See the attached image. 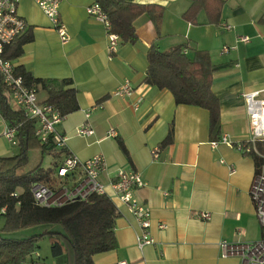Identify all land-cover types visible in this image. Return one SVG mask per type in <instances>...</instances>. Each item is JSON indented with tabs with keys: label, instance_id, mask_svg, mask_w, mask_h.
Here are the masks:
<instances>
[{
	"label": "crops",
	"instance_id": "crops-1",
	"mask_svg": "<svg viewBox=\"0 0 264 264\" xmlns=\"http://www.w3.org/2000/svg\"><path fill=\"white\" fill-rule=\"evenodd\" d=\"M127 1L162 6L164 15L158 31L146 15L137 18V41L120 43L112 57L107 53L105 26L86 14L92 0H61L59 17L69 36L66 44L35 0H19L17 5L33 39L11 61L14 67L24 68L35 79H71L76 90L79 109L63 117L57 127L67 138L66 150L79 161L103 156L106 168L99 179L107 192L118 169L137 172L145 184L134 194L151 213L154 244L138 248L134 218L124 204L113 200L118 211L114 221L117 248L95 255L93 262L242 264L238 257L222 259L218 244L221 240L234 243L262 238L250 198L255 173L252 158L229 145L212 149L210 143L216 139L210 134L208 111L176 105L168 90L143 80L152 45L161 52L182 46L190 60L195 52H206L214 67L211 89L219 103V137L228 135L233 143L248 140L251 129L242 95L264 92V0H220L219 25L209 24L203 11L197 16V25L186 22L182 15L191 0ZM226 24L232 28L223 29ZM241 36H248L250 42L236 43ZM224 46L236 47L225 53ZM125 80L134 87L133 95L113 97L112 92ZM36 94L42 103L45 91L37 86ZM84 122L93 131L87 138L76 135ZM171 124L172 144L161 149L158 145ZM7 128L0 118L1 137ZM109 130L116 137H108ZM156 148L159 157L154 160L152 150ZM3 153L0 157H8ZM229 166L234 168L233 174ZM200 212L209 213L210 219H198ZM157 223H164L166 229L158 230ZM38 256V251L32 254ZM44 262L57 263L51 256Z\"/></svg>",
	"mask_w": 264,
	"mask_h": 264
},
{
	"label": "trees",
	"instance_id": "trees-1",
	"mask_svg": "<svg viewBox=\"0 0 264 264\" xmlns=\"http://www.w3.org/2000/svg\"><path fill=\"white\" fill-rule=\"evenodd\" d=\"M92 1L107 16L111 32L119 37L120 43L134 44L137 41L134 22L140 16L146 15L158 31L164 15V8L158 5L133 4L127 0ZM221 9L220 0H191L190 7L182 18L197 25V16L203 11L209 24L219 25ZM32 39L33 35L27 29L4 46L3 59L13 61L19 58L24 45ZM182 50V46H176L161 52L152 45L146 55L147 69L143 82L159 90H168L176 105H190L207 110L210 134L214 140L218 139L220 109L218 99L211 89L214 67L210 57L206 52L197 51L190 60ZM15 74L21 77L25 86L35 92L37 86L45 91L46 98L42 103L53 107L62 117L79 109L71 79H35L22 67H15ZM0 118L9 129L15 131L18 147L16 155L0 157V211L3 210L0 212L3 219V226L0 228V264H45L40 256L32 258L43 239L48 240L50 254L56 264H94L95 255L115 250L117 243L114 221L118 211L108 197L91 195L83 201L60 207H42L36 203L33 197L35 184H44L50 188L55 186L58 181L54 175L56 168L69 152L66 149L56 150L51 137H48L47 143L38 140L35 136V122L8 99L7 88L1 76ZM248 140L242 142L247 143ZM172 141L171 124L158 147L166 148ZM118 145L126 153L121 141H118ZM32 150L39 151L41 158L50 156V167L44 168L39 163L33 169L24 171L28 163V152ZM255 150L249 155L254 162V176L262 170L264 176V141H256ZM39 226L43 228L40 233L25 239L6 238L2 235ZM261 232L264 237L262 227Z\"/></svg>",
	"mask_w": 264,
	"mask_h": 264
},
{
	"label": "built area",
	"instance_id": "built-area-1",
	"mask_svg": "<svg viewBox=\"0 0 264 264\" xmlns=\"http://www.w3.org/2000/svg\"><path fill=\"white\" fill-rule=\"evenodd\" d=\"M19 0H0V76L7 88V97L25 115L36 124L35 136L41 143H47L48 137H51L56 150L66 149L67 138L57 132V127L63 117L50 105L40 103L36 92L25 86L21 77L16 76L15 67L10 60L3 59V48L5 45L13 42L18 36L25 33L27 23L18 15L17 5ZM38 8L51 22L52 27L62 44L69 41V36L65 25L59 17V6L61 0H35ZM86 14L105 26L107 39V53L112 57L118 50L120 39L111 32L107 16L102 12L100 6L92 2L86 9ZM231 25H223V29L230 30ZM250 42L248 36L237 38L236 43L247 45ZM236 46H224L223 51L227 53ZM134 93V87L125 80L113 92L112 96L116 98H129ZM247 114L248 123L251 129V136L247 143L232 142L228 135H221L215 141L210 143L212 149L217 148L219 144L229 145L244 155H250L255 150L256 141H264V92H249L242 95ZM86 120L89 113L85 114ZM92 128L84 122L76 129V135L79 137H90ZM3 136L9 142H16L15 131L7 128ZM108 137H116L114 130L107 132ZM158 149L152 150V158L158 159ZM224 164V161H221ZM106 168V163L101 155H97L85 161H79L71 153L65 155L59 162L55 171L57 183L52 188L46 185L35 184L33 188V197L36 203L42 207H60L67 203L83 201L91 195L106 196L111 201L117 200L124 204L129 213L134 218L138 227L136 233V244L139 249L154 244L151 236L152 217L149 209L137 200L134 192L144 187V181L140 174L135 171H126L118 169L110 182V191L99 179L100 173ZM230 173L235 172L232 166H229ZM168 194L165 193V196ZM250 198L258 222L264 228V176L263 170L260 174L253 177L250 186ZM197 218L209 220L210 214L200 212ZM158 230H165L164 223H157ZM220 257L222 259L238 257L242 264H264V237L254 242H229L221 240L218 244ZM118 264H127L119 262Z\"/></svg>",
	"mask_w": 264,
	"mask_h": 264
},
{
	"label": "rangeland",
	"instance_id": "rangeland-1",
	"mask_svg": "<svg viewBox=\"0 0 264 264\" xmlns=\"http://www.w3.org/2000/svg\"><path fill=\"white\" fill-rule=\"evenodd\" d=\"M117 52V51H116ZM2 131V130H0ZM1 134V133H0ZM0 152L6 153L5 156H12L18 153L17 143L9 142L2 134L0 136ZM3 153V154H4ZM39 163L42 164V167L48 168L52 163V159L50 156L46 155L41 158V154L37 150H32L28 152V163L24 168V171H28L36 167ZM3 226V219L0 217V228ZM43 230L42 226L33 227L24 229L14 233H3V237L12 238V239H25L32 235H36ZM38 254L41 256L42 259L50 258V245L47 239H43L39 244ZM34 258V257H32Z\"/></svg>",
	"mask_w": 264,
	"mask_h": 264
}]
</instances>
